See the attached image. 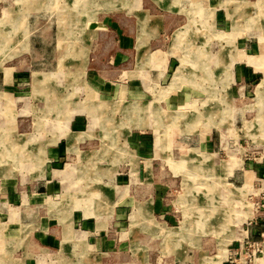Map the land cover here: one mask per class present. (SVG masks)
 <instances>
[{
  "label": "rangeland",
  "instance_id": "rangeland-1",
  "mask_svg": "<svg viewBox=\"0 0 264 264\" xmlns=\"http://www.w3.org/2000/svg\"><path fill=\"white\" fill-rule=\"evenodd\" d=\"M23 1H31L34 9H43L40 12L44 15V28L41 27L44 39L40 44L44 43L45 47L37 48L38 52L32 54L31 58L26 53H20L3 65V58L9 54L4 55L0 46V70L9 64L13 67L11 84L8 88L7 85L0 87L3 92L0 97V252H5L13 245L11 241L20 236H14L12 226L2 217L8 212L5 188L11 184L18 192L30 193L44 183L37 178L39 170L43 175L44 158L41 155L44 150L40 146L32 149L30 145L50 143L54 132L67 129L66 122L72 131H81L71 136L74 141L71 149L77 141L92 136L91 130L83 131L89 127L88 116H82L77 123L74 119L69 121V109H84L93 114L91 124L96 123L92 125L95 136L85 140L81 149L94 151L87 152L85 156L90 157L88 164L95 163V159L98 163L96 168L87 167L74 155L58 167L47 163V175L51 177L52 187L47 205H65L87 184L84 180L100 179L102 175L99 181L102 197L112 191L109 187L112 184L113 210H124L120 220L114 219L115 214H111L113 210L109 213L111 216L103 215L110 238L117 239L119 232L129 229L131 236L123 237L124 240L136 238L148 241L146 252L152 259L151 264H264V239L256 232L262 226L259 221L254 223L253 219L257 192L264 187V176L254 173L260 165H264V0L231 1L227 7L233 9V18L227 17L215 25L212 7L202 16L200 10L208 6L205 2L194 6L198 7L197 11L182 7L179 0L163 3L166 8L184 12L188 21L181 15L175 16L174 27L187 23L171 33L170 42L168 37L171 31L168 29L159 38L164 45L169 42L164 54L174 56L179 62L169 85L182 81L188 84L185 91H193L191 100L178 107L176 115L166 113L157 102L144 103L153 94L138 102H131L133 99H125L123 91H120L119 97L106 101L97 96L96 90L85 80L79 86L73 87L71 83L56 86L45 75L43 81L39 82L43 84L37 86L38 92L42 91L44 96L36 94L34 80L39 76L29 75L26 62L29 64L32 60L35 66L43 65L44 68L35 69L37 71L61 72L62 53L69 39L70 46L65 57L71 61L73 58L79 60L81 65L77 69L80 73L87 47L74 31H79L82 37L85 27L91 29L95 25L89 21L98 12L123 8L131 0ZM21 3L18 0H0V14L4 8H12V14H17ZM57 18L58 39L67 38L59 45L55 43ZM48 21L52 23L50 27H47ZM139 23L143 27L146 20L142 18ZM23 24L21 18L18 25ZM233 26L238 28L232 29ZM4 27L7 28V22L0 23V29ZM214 29L221 31L224 38L235 34V42L242 41L237 46L238 50L218 52L224 56L226 51V54L232 51L234 54L228 55L231 60L240 57L241 64H246L244 66L249 70L254 69L252 80L230 83L232 61L224 66L223 71L221 65L208 67L213 57L210 59L206 47L210 45L208 49L213 55L219 46L216 38L220 36ZM223 41L220 42L224 44ZM57 58L60 60L57 61ZM169 75L162 85V90L168 92L175 89L167 87ZM66 81L72 80L65 76ZM86 92V101L83 102ZM44 97L50 105L55 103L53 108L48 105L46 112L43 108L48 102ZM57 101L60 103L57 104ZM148 110L152 122L146 119L145 111L148 113ZM9 123L13 128L10 134L2 131ZM148 125L153 132L147 128ZM20 133H26L21 138L31 144L14 141ZM136 135L146 136L149 140L147 156L152 157V165L148 175L145 168L140 166L135 171L129 165L138 160L136 155L139 151L130 141ZM208 135H211L210 141L206 140ZM153 137L159 156H155L152 149ZM73 150L77 151L76 147ZM91 156L95 159L92 160ZM74 163H81L80 167L70 165ZM112 171V177H104L103 174L108 176ZM72 173L77 175L71 178ZM104 198L101 200L103 209L110 210L112 205L107 201V196ZM74 199L80 200L78 196ZM121 200L123 203L116 205ZM137 203H142L149 215L147 213L146 216ZM51 206L57 208L54 204ZM70 209L65 211V216ZM31 217L38 219L39 214L33 213ZM135 217L141 218L145 226H151L150 230L143 232L130 223ZM155 228L157 233L153 232ZM172 258H175L173 262Z\"/></svg>",
  "mask_w": 264,
  "mask_h": 264
},
{
  "label": "crops",
  "instance_id": "crops-1",
  "mask_svg": "<svg viewBox=\"0 0 264 264\" xmlns=\"http://www.w3.org/2000/svg\"><path fill=\"white\" fill-rule=\"evenodd\" d=\"M18 1L20 3L23 2L19 8L20 12H17V14L14 12V14H12V8H4L0 14V23L7 22V28L4 27V29H0V46L2 47V53L4 55L5 53L9 54L3 58V65L20 53H26V55H29V58H31L32 54L38 52L37 48L42 49L45 47L44 43L40 44L44 39V33L41 29V27L44 28V15L40 12L43 9L32 8L31 1ZM45 1L46 0L43 2ZM167 1L169 0H161L160 2L157 0H148L147 2H144V0H131L123 8L98 12L95 18L89 21L94 22L95 25H93L91 29L85 27L82 37L79 36V31H74V34L81 38V43L87 47L85 62L83 61L82 65L83 70H81L82 72L80 71V73L77 69L81 65L79 60L73 58L71 61L65 57L70 46L69 39L67 40L68 44L65 52L62 53V60L64 62L62 61L59 69L61 72L37 71L35 69H42L44 68L42 67L43 65L35 66L32 64V60H30L29 64L26 62L25 67L29 71V75L32 77L39 76L35 77L34 80L35 93H41L44 96L42 91L38 92L37 86L43 84L42 82L39 84V82L43 81L45 75H48L56 86L62 84L68 85L70 83L73 84V87L79 86L83 84V80H85L92 89L96 90L97 96L105 100L119 97L118 94L120 91H123L125 99L127 97L132 98L133 101L131 102H138V100L143 99L145 96H148V94H153L152 98L144 103L157 102L160 104L159 107L164 109L166 113L176 115L175 111L177 108L185 101L191 100V92L193 91L190 93L185 91L187 88L186 85L188 84L182 81L179 84L169 85L173 78L172 73L179 62L174 56L165 55L164 53L169 46L171 33L188 21L184 12L177 11L174 8H166L163 3ZM231 1L233 0H179V3L182 7L193 11H197L198 7L194 8L196 4H202L203 2L207 3L208 6L202 8L200 11H202V16H204V12L212 7V21L213 25H215V23H221V21L226 20L227 17L233 18V9L227 7L228 3ZM73 2H75V0H73ZM177 15L183 16L187 22L174 27L176 24L173 25V23H175L174 19ZM21 18L24 24L19 26L18 23H20ZM142 18L146 20V24L143 27L139 23ZM57 23L58 18L55 27V43L59 45L60 42L67 38L63 40L58 39ZM51 24V21H48L47 27H50ZM170 27L174 28L171 30ZM231 28L237 29L238 27L233 26ZM166 29L171 32H169L168 44L164 45L159 38ZM39 30H41V34ZM214 30L220 36L216 38L219 46L213 55L211 54L212 51L210 48L208 49L210 45L208 44L206 47V52L209 53L210 59L213 57L208 67H210V65H221L223 71L224 66L229 65L232 61L230 67L232 81L230 83L252 80L253 76H255V74H252L254 69L249 70V68L244 66L246 64H241L240 57L237 56V58L231 60L228 55L234 54L232 51L229 54H226V51L224 56L221 52H218L222 50H238L237 46H239L242 41L239 40V42H235V34L229 38H224L222 37L221 31ZM222 39H224V44L220 42ZM139 42L140 45L138 46ZM47 44L49 45L50 43ZM13 49L15 50L13 53L11 52V54L10 51ZM237 50L235 55L238 54ZM147 58L148 60H146ZM25 60L27 61V58ZM58 60L60 59L57 58V61ZM1 64L0 68H2ZM10 66L9 64L7 67H3V69L0 70V87H6L7 85L8 88L11 84V68L13 67ZM77 73L79 75H76ZM168 73H170V77L166 83L168 84L167 87L172 86V88H175L174 90L171 88L172 90L169 92L162 90V85L165 84L164 82L166 77H168ZM65 76L72 81L65 82ZM52 81H50L51 85ZM1 95H3V92L0 91V97ZM86 97L87 92L85 93L83 102L86 101ZM45 101L48 102L46 98ZM58 103H60V101H57V104ZM48 105H50V102L43 108L45 112L46 108H49ZM54 105L55 103L50 106L53 108L55 107ZM43 109L40 111H43ZM69 110L71 112L69 121L74 119L75 123L80 122L83 118L82 116H88L89 127L83 131L91 130L93 134L92 136L84 137L82 141H77L72 149L71 144L74 141L71 136L81 131H72L69 129L67 122H64L67 124V129L62 128L63 132H54L50 143L32 145L28 143L27 140L21 138V136H24L26 133L17 135V140L13 139L18 143L26 141L28 144H31L30 147L32 149H35L36 146L43 148L44 153L41 155V157L44 158L43 175L39 170L37 178L38 180H43L44 183L35 187V189H33L34 191L31 190L30 193L21 192V190L18 192L15 185L11 184H8L7 188H5L8 212L5 215L2 214V217H5L8 225L12 226L14 236H20L19 239L11 241L14 242L13 245L9 246L5 252H0V264H66L67 261H69L68 264H151L152 259L149 253L146 252V248L149 245L148 241H140L136 238L124 240L123 237L131 236V231L129 229L128 231L119 232L117 239L110 238L109 231L107 230L108 225L106 221L103 220V215L107 214L111 216V214H115L114 219L120 220L124 216V210L122 208L113 210V202H111V200L114 199V187L112 184L109 185L112 191L102 197V187L99 182L102 175H100V179L84 180L87 181V184L84 186L85 188L82 187V189L74 195V197L78 196L80 200L74 199L73 197L71 201L65 203V205L60 206L57 203H50L47 205L48 193L52 191L50 190L52 188L50 184L51 177L49 178L47 175V163H49L50 166L58 167L61 162L64 163L68 157L73 155L76 156L78 160L82 161V163L85 162L82 165L87 167L91 166L96 168V163H98L96 162L98 160L91 156L92 160L95 159L96 161L95 163L92 162V164H88V162H90V157L87 156L88 158H85V156L88 155L87 152L94 151H85L81 149V145L84 144L85 140L92 139L95 136L92 125L94 126L96 121L94 124H91L90 120L93 114L91 115L89 111L87 112L84 109ZM145 113L146 119L152 122L153 119H151L150 111L148 110V113L145 111ZM59 115L63 116V113ZM147 128H150L153 132L150 125H148ZM12 129V125L9 123L2 131H7V133L10 134L13 131ZM133 129L143 128H131L130 130ZM147 138L148 137L142 135H136L130 138L131 143L135 145L139 154L136 155L134 150L128 147L138 157L136 163L128 164L135 171L140 166L145 168L148 175V171L151 170L152 157L147 156L149 152L146 147L147 142H149ZM210 138L211 135H208L206 140L210 141ZM144 146L146 148L142 149ZM74 147H76L77 151L73 150ZM152 149H154L155 156L160 155V153L155 151L154 137ZM80 164L81 163H79V165L74 163L70 165L80 167ZM106 169L104 173H106ZM54 172L55 174H60V172ZM254 173L264 176V165H260ZM72 174L73 176L71 175V178L77 175V173ZM113 174L114 172L112 171L108 176L105 174L103 175L105 178H110ZM132 178H135V176H132ZM109 187L107 186L106 190H108ZM106 196L107 201L112 205L110 210L109 208L103 209L101 200L102 198L106 199L104 198ZM122 203L123 200L116 202V205ZM52 204L56 205L57 208H53L51 206ZM137 205H140L141 210L145 212V207L142 203H137ZM70 207V213L65 216V211ZM112 210L113 213H111ZM33 213H38L39 218L36 219L31 217ZM145 213L146 216L147 213L149 215L148 211ZM29 216L31 217L30 219ZM135 220L137 221L133 223L132 221ZM130 223L138 226V229L143 232L151 228V226H145L141 218L135 217V219L130 220ZM153 232L157 233L156 228ZM67 255H71L72 257H67ZM182 258L185 259V256L183 255ZM174 259L175 258L168 260L173 262Z\"/></svg>",
  "mask_w": 264,
  "mask_h": 264
},
{
  "label": "built area",
  "instance_id": "built-area-1",
  "mask_svg": "<svg viewBox=\"0 0 264 264\" xmlns=\"http://www.w3.org/2000/svg\"><path fill=\"white\" fill-rule=\"evenodd\" d=\"M257 193L258 195L255 204L256 214L253 216V219H255L254 223H257V221L261 223L262 229L257 230L256 232L264 239V188H261Z\"/></svg>",
  "mask_w": 264,
  "mask_h": 264
},
{
  "label": "bare ground",
  "instance_id": "bare-ground-1",
  "mask_svg": "<svg viewBox=\"0 0 264 264\" xmlns=\"http://www.w3.org/2000/svg\"><path fill=\"white\" fill-rule=\"evenodd\" d=\"M181 38H182V37H181ZM78 175H79V174H78ZM246 179H247V178H246ZM263 184H264V183H263ZM262 188H264V187L262 186ZM196 210H197V209H196ZM196 210H195V211H196ZM198 211H199V210H198ZM195 213H196V212H195ZM198 213H199V212H198Z\"/></svg>",
  "mask_w": 264,
  "mask_h": 264
}]
</instances>
